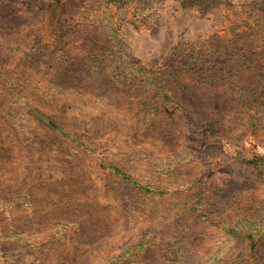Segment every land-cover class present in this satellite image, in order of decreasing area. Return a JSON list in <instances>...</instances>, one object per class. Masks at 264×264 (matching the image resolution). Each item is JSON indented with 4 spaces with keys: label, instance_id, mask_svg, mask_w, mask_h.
Returning a JSON list of instances; mask_svg holds the SVG:
<instances>
[{
    "label": "rangeland",
    "instance_id": "obj_1",
    "mask_svg": "<svg viewBox=\"0 0 264 264\" xmlns=\"http://www.w3.org/2000/svg\"><path fill=\"white\" fill-rule=\"evenodd\" d=\"M252 32L264 0H0V264H264V99L141 79Z\"/></svg>",
    "mask_w": 264,
    "mask_h": 264
},
{
    "label": "trees",
    "instance_id": "obj_2",
    "mask_svg": "<svg viewBox=\"0 0 264 264\" xmlns=\"http://www.w3.org/2000/svg\"><path fill=\"white\" fill-rule=\"evenodd\" d=\"M260 41V38L255 39L253 32L247 37L242 35V39H224L217 47L213 45L216 51L194 49L190 54L179 56L173 67L165 71H148L141 79L150 83L160 97L172 105H176L181 90L186 89L188 85L216 87L225 84L231 89L232 104L240 107V113L259 109L264 99V46L254 44ZM100 50H102L100 55L108 53L107 49ZM69 77H71L69 71L61 73L56 77L59 79L57 84L66 83ZM123 78L119 76V79ZM9 79L12 77L5 72V101L26 106L31 117L44 127L50 130L61 129L51 117L43 114L37 107L31 106L24 96L25 90H20V85L13 84L14 81L7 82ZM120 87L136 101L140 99L138 95L133 94L132 88L124 84ZM257 160L258 158H255L251 163ZM252 237L253 235L249 234L250 240ZM254 247L255 244L252 242L251 249Z\"/></svg>",
    "mask_w": 264,
    "mask_h": 264
}]
</instances>
